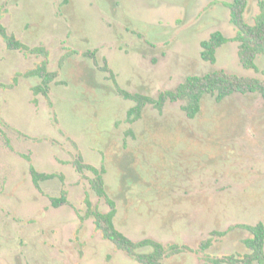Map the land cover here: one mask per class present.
<instances>
[{"label":"rangeland","instance_id":"374dc122","mask_svg":"<svg viewBox=\"0 0 264 264\" xmlns=\"http://www.w3.org/2000/svg\"><path fill=\"white\" fill-rule=\"evenodd\" d=\"M232 1L0 0L7 32L49 52L46 59L10 51L0 37V84L45 60L59 72L49 98L34 94L38 78L0 86V264H139L105 240L93 218L82 219L87 196L102 212L109 206L91 189L93 174L73 166L77 154L106 168L116 227L133 241L199 250L213 238L205 252L187 251L163 264H209L205 256L250 252L248 230L212 234L264 223V99L233 95L218 103L206 95L195 119L182 101L162 113L148 106L131 123L135 103L103 69L106 62L122 89L154 98L213 70L263 78L242 66L238 42L219 49L214 65L201 57V43L214 32L236 37ZM260 1L249 0L250 24ZM256 63L263 71L264 55ZM30 165L56 177L38 190ZM63 193L68 203L53 207L51 197Z\"/></svg>","mask_w":264,"mask_h":264},{"label":"trees","instance_id":"16d2710c","mask_svg":"<svg viewBox=\"0 0 264 264\" xmlns=\"http://www.w3.org/2000/svg\"><path fill=\"white\" fill-rule=\"evenodd\" d=\"M249 0H233L228 4L230 10L231 23L237 30L235 38H227L222 32L217 31L211 34L208 40L201 43V57L204 61L216 64L218 50L231 41L239 43V60L242 66L247 70H255L261 72L263 78L242 77L236 74L228 73L224 70H213L204 75L188 76L185 81L180 83L174 90H166L161 92L157 98L143 95L141 93H130L122 89L114 73L108 68L106 62L103 69L111 73L115 87L118 93L126 100H131L135 105L130 108L127 114V120L135 123L143 116L144 110L148 106L154 107L160 113L168 103L187 102L182 106V110L190 119H195L202 110V100L206 95L215 97L216 102L221 103L225 99L233 95H260L264 99V70L260 71L257 66V59L264 55V1L259 2L260 12L254 18V23L250 24L246 20V12ZM0 37L6 43L8 50L21 51L31 55L43 56L46 59L49 52L45 47H29L22 41L18 40L14 35L7 32L6 27L0 23ZM85 57L94 58V53L85 52ZM63 61L61 62L62 65ZM59 72L50 71L47 60L35 69L26 73H18L12 84H0L6 89H13L19 81L20 77L38 78L40 83L33 88L35 95H43L49 98L51 85L57 83ZM28 160H30L27 157ZM77 172L83 174L89 171L93 174L90 179L91 189L101 199H104L109 206L108 212H102L99 207L94 206L90 197L87 196L85 204L87 211L85 218H93L96 229L101 232L105 240L110 241L115 247L127 254L131 259L139 264H163L170 257L185 253L197 252L202 253L208 250L213 238L203 241L199 250H193L187 245L168 244L165 245L153 239H143L141 241H133L123 232L118 230L115 219L118 214L116 202L109 196L105 175L107 170L104 166L98 168L87 164L82 154H77L72 161ZM30 174L34 186L41 190V182L53 179L55 174H47L39 172L33 165H30ZM53 207L59 208L68 203L66 194L61 197H51ZM241 228L248 230L251 234L250 238L244 241L249 249V253L244 255L232 254L223 257L205 256V260L209 264H264V223L259 222L256 225H238L231 227L226 232H213V235L225 236L229 231Z\"/></svg>","mask_w":264,"mask_h":264}]
</instances>
